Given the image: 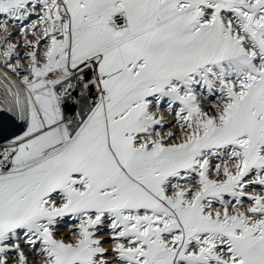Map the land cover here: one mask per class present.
<instances>
[{"label":"snow or ice","instance_id":"obj_1","mask_svg":"<svg viewBox=\"0 0 264 264\" xmlns=\"http://www.w3.org/2000/svg\"><path fill=\"white\" fill-rule=\"evenodd\" d=\"M0 264H264V0H0Z\"/></svg>","mask_w":264,"mask_h":264},{"label":"rangeland","instance_id":"obj_2","mask_svg":"<svg viewBox=\"0 0 264 264\" xmlns=\"http://www.w3.org/2000/svg\"><path fill=\"white\" fill-rule=\"evenodd\" d=\"M8 127L10 128V127H11V125H8Z\"/></svg>","mask_w":264,"mask_h":264}]
</instances>
